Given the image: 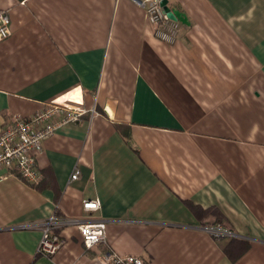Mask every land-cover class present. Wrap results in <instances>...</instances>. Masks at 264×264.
Returning a JSON list of instances; mask_svg holds the SVG:
<instances>
[{
  "label": "crops",
  "instance_id": "obj_1",
  "mask_svg": "<svg viewBox=\"0 0 264 264\" xmlns=\"http://www.w3.org/2000/svg\"><path fill=\"white\" fill-rule=\"evenodd\" d=\"M168 5L187 17L173 44L133 0H0V129L56 98L100 111L46 138L38 184L0 168V264H97L77 228L48 256L24 227L86 198L103 248L145 264H264V0ZM218 219L234 236L207 233Z\"/></svg>",
  "mask_w": 264,
  "mask_h": 264
},
{
  "label": "built area",
  "instance_id": "obj_2",
  "mask_svg": "<svg viewBox=\"0 0 264 264\" xmlns=\"http://www.w3.org/2000/svg\"><path fill=\"white\" fill-rule=\"evenodd\" d=\"M145 10L148 22L152 25L154 36L166 44L176 42L182 22L170 18L161 5L162 0H133ZM11 14L9 9L0 8V42L12 35ZM100 115L97 105L87 106L81 100L70 98L52 99L30 116L16 114L0 129V168L15 173L26 183L36 185L40 182L38 158L44 151V141L60 128L69 123L82 121L86 116L91 120ZM76 169L71 180L78 178ZM99 198H86L82 202V216L61 215L54 212L41 222L24 225L26 228L39 227L42 239L39 242L40 255H54L66 243L63 230L73 226L82 236L81 241L88 249L95 250L97 264H145L139 255H125L111 248L108 244L107 221L96 219V213L102 206ZM209 235L216 239L234 236L232 230L221 223L205 226Z\"/></svg>",
  "mask_w": 264,
  "mask_h": 264
},
{
  "label": "water",
  "instance_id": "obj_3",
  "mask_svg": "<svg viewBox=\"0 0 264 264\" xmlns=\"http://www.w3.org/2000/svg\"><path fill=\"white\" fill-rule=\"evenodd\" d=\"M161 5H163L164 10L168 13L170 18L187 23V17H185L186 15L177 9L171 8L168 5V0H162Z\"/></svg>",
  "mask_w": 264,
  "mask_h": 264
},
{
  "label": "trees",
  "instance_id": "obj_4",
  "mask_svg": "<svg viewBox=\"0 0 264 264\" xmlns=\"http://www.w3.org/2000/svg\"><path fill=\"white\" fill-rule=\"evenodd\" d=\"M217 223H221V224H223L222 222H221V220H216V221H214V222H212V224H217ZM212 224H208V225H212ZM230 245H232L231 243H227L223 248H224V250L226 251V252H228V247L230 246Z\"/></svg>",
  "mask_w": 264,
  "mask_h": 264
}]
</instances>
